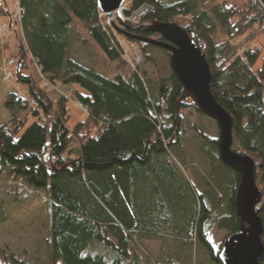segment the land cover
Segmentation results:
<instances>
[{
	"label": "trees",
	"instance_id": "trees-1",
	"mask_svg": "<svg viewBox=\"0 0 264 264\" xmlns=\"http://www.w3.org/2000/svg\"><path fill=\"white\" fill-rule=\"evenodd\" d=\"M14 1L9 9L0 0V18H6L0 26L12 23L5 34L9 42L0 45L17 48L18 60L9 59L15 62L12 79L26 91L9 92L2 102L9 118L0 124V176L8 184L5 194L26 190L40 195L50 228L51 264H187V257L172 256L153 262L140 242L154 239H161L162 246H200L212 264H220L208 232L213 226L229 235L240 230L235 205L240 176L220 161L217 139L198 131L211 170L204 192L192 193V209L187 205L170 158L188 164L182 118L204 115L189 100L176 113L182 86L174 74L151 89L138 69L108 78L67 58L69 40L81 30L109 61L124 59L118 37L169 56L138 38L163 40L107 25L96 0H17L21 19L16 23ZM126 1V17L135 14L140 24L175 23L204 55L213 97L232 118V150L255 165L261 194L255 212L264 245V48L257 45L264 39V0H217L209 13L197 11L191 0ZM210 18L224 37L214 36ZM144 58L152 63L148 54ZM31 64L41 82L28 72ZM58 83L86 93L75 92L84 118L71 130L67 98H53L45 88ZM7 220L0 204V223ZM0 261L22 264L1 248Z\"/></svg>",
	"mask_w": 264,
	"mask_h": 264
},
{
	"label": "rangeland",
	"instance_id": "rangeland-1",
	"mask_svg": "<svg viewBox=\"0 0 264 264\" xmlns=\"http://www.w3.org/2000/svg\"><path fill=\"white\" fill-rule=\"evenodd\" d=\"M163 1L167 4H173L187 0ZM191 1L195 3L197 11L208 13L217 3V0H207L208 6L206 7L201 3V0ZM6 2L8 8L12 9L13 0H6ZM128 7L129 3L126 1L123 6L124 10L119 16L115 14V16L108 18L104 15L103 18L106 24L115 28L122 26L137 31H141L151 25L149 23L140 24L136 20L135 14V16L126 17L125 11L128 10ZM209 22L211 25L210 27H214L216 30L214 36L224 37L221 31L222 29H220L219 25H217L212 18L209 19ZM1 38H4L3 42L7 40L5 39V34L2 35ZM118 40L124 45L123 48L128 50L121 62L107 60L100 47L93 41L86 30H81L78 35L74 34L71 36L67 48V58H72L83 67L93 69L97 73L108 78L112 77V75L117 72L128 75L133 69H138L143 73L144 80L151 89L157 86L158 82L170 77L172 71L169 65V56L167 54L153 49L144 50L141 45L127 42L122 37H118ZM1 45L0 124L4 123L9 118L8 111H6L2 105L6 94L13 91H26V86L16 82L15 79H11L10 81H5L3 79L2 70L4 63L11 59V57L18 60V53L15 46L10 47L8 50L4 49L2 52ZM257 45L264 48V39L261 38ZM144 54H148L152 63H145ZM134 57L136 58L134 59ZM28 72L33 74L37 81H42L35 64L29 66ZM22 73H26V71L23 70ZM45 88L53 98L58 95H63L67 98L66 109L70 115L67 128L71 130L84 118L83 111L77 105L75 92L82 95L86 93L78 86L67 87L61 83H58L55 88ZM32 121L31 119V122ZM181 128L183 131L182 142L185 161L188 164L183 167L174 158H170V160L179 172V177L182 179L180 184L187 195V205L192 209L191 195L194 192H204V181L206 183L205 179H209L211 170L210 161L207 155L202 151L201 146L203 140L198 134V131L208 138L217 139L218 129L214 121L194 113H185L183 115ZM5 179L4 174L0 176V204L8 215V220L4 223H0V248L6 255H13V258L22 264H51L50 245L48 244L50 228L48 218L41 205L40 195L33 192L29 193L26 190H24L23 193H15V190H13L14 195L13 193L5 194L7 192L6 190L9 189ZM10 190L12 191V189ZM208 235L210 242L215 250L218 251L222 249L226 238L230 236L227 232L217 229L216 226H213L209 230ZM160 240L161 239H154L140 242L143 250L148 253V256L153 262H165L167 260L166 258L172 256L177 258V260L187 257V264H212L207 257L206 251L200 246L192 245L181 247L177 246V244L162 246V241Z\"/></svg>",
	"mask_w": 264,
	"mask_h": 264
},
{
	"label": "water",
	"instance_id": "water-1",
	"mask_svg": "<svg viewBox=\"0 0 264 264\" xmlns=\"http://www.w3.org/2000/svg\"><path fill=\"white\" fill-rule=\"evenodd\" d=\"M102 14L122 12L126 0H96ZM143 33L157 34L163 41L138 38L139 42L156 46L169 53V65L182 86V94L176 104L189 100L191 105L217 126L219 159L226 167L239 174L235 193L236 215L240 218V230L228 236L219 251L220 264H260L264 255L261 241L262 223L255 212L261 200L255 183L253 160L232 150V118L216 102L211 92V72L204 55L175 23H153Z\"/></svg>",
	"mask_w": 264,
	"mask_h": 264
},
{
	"label": "built area",
	"instance_id": "built-area-1",
	"mask_svg": "<svg viewBox=\"0 0 264 264\" xmlns=\"http://www.w3.org/2000/svg\"><path fill=\"white\" fill-rule=\"evenodd\" d=\"M121 13V12H120ZM103 16L105 15V14H102ZM106 16V15H105ZM106 17H108V16H106ZM109 18V17H108ZM20 19H21V10H20V8H19V6H18V2H17V0H15L14 1V13H13V17H12V21L14 22V23H16V22H19L20 21ZM12 24V23H11ZM11 24H3V25H1L0 26V35H4V34H6L7 33V31H11L12 30V25ZM7 40L6 41H1L0 42V44H4V43H8L9 42V38L7 37L6 38ZM127 51L128 50H124V53H125V55L127 54ZM136 57H134V59H135ZM136 64H138V63H136ZM136 66H138V65H136ZM15 68V62H14V60H7L5 63H4V67H3V79L5 80V81H10L12 78H13V69ZM81 106L79 105V108H80Z\"/></svg>",
	"mask_w": 264,
	"mask_h": 264
},
{
	"label": "crops",
	"instance_id": "crops-1",
	"mask_svg": "<svg viewBox=\"0 0 264 264\" xmlns=\"http://www.w3.org/2000/svg\"><path fill=\"white\" fill-rule=\"evenodd\" d=\"M4 20H6L5 17H4V18H3V17L0 18V21H1V22L4 21ZM4 47H5L4 49H7V50L10 48V46H6V45H5ZM3 51H4V50L2 49V52H3Z\"/></svg>",
	"mask_w": 264,
	"mask_h": 264
},
{
	"label": "bare ground",
	"instance_id": "bare-ground-1",
	"mask_svg": "<svg viewBox=\"0 0 264 264\" xmlns=\"http://www.w3.org/2000/svg\"><path fill=\"white\" fill-rule=\"evenodd\" d=\"M115 14H116V16H119L120 15V12L112 13L110 17L115 16Z\"/></svg>",
	"mask_w": 264,
	"mask_h": 264
}]
</instances>
